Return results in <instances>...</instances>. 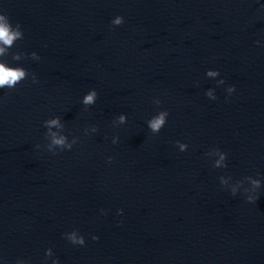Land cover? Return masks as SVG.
<instances>
[{"label":"water","instance_id":"95a60500","mask_svg":"<svg viewBox=\"0 0 264 264\" xmlns=\"http://www.w3.org/2000/svg\"><path fill=\"white\" fill-rule=\"evenodd\" d=\"M262 4L0 0L23 32L2 58L29 71L0 89L7 264H45L48 247L61 264H264ZM56 116L71 149L51 145ZM73 229L84 245L63 235Z\"/></svg>","mask_w":264,"mask_h":264},{"label":"clouds","instance_id":"9594fccd","mask_svg":"<svg viewBox=\"0 0 264 264\" xmlns=\"http://www.w3.org/2000/svg\"><path fill=\"white\" fill-rule=\"evenodd\" d=\"M262 8H264V4L261 5ZM115 24H121L124 23V17L122 15H116L115 20L113 21ZM23 37V32L20 28V26L13 25L11 22L9 16L5 13L0 11V89H12L15 88L19 83L24 81L29 76V71L26 67H24L22 64H13L8 62V60L3 59L2 57H5L6 54L9 52V49L14 44L15 41L18 39H21ZM260 42L257 41V44ZM31 56L34 60H39L40 56L38 52L33 51L31 53ZM15 59L19 61L20 55L16 54ZM209 75H217L218 71H209ZM31 79L33 83H37L39 78L35 72L31 73ZM228 93L231 94L235 91V85L232 84L227 89ZM209 97H211L213 100L216 99V97L212 94L211 91L207 93ZM98 97V92L95 88L88 91V93L83 98V103L85 104H92L95 102V100ZM166 111H161L160 113L154 115L149 120V127L153 131H158L162 125L166 122ZM120 121L123 122L125 120V115H120L119 117ZM45 124L47 125L48 132L51 134V145H57L60 147V150L63 151L65 149H71L73 147V144L76 143V140L73 139L71 141L68 140V138L63 134H58L56 131H53V126H55L57 129L62 127L61 124V118L59 116L52 117L45 121ZM92 131H96V126H91ZM112 143L115 144L116 140L113 138ZM51 145L49 147H51ZM39 146V145H37ZM185 144H181V148H185ZM55 154V153H54ZM226 153L220 152L219 153V159L216 161V165L219 166L222 164V162L225 160ZM109 161L112 160V157L109 156L107 158ZM253 184H259V181H253ZM236 188L233 187L232 192L235 193ZM258 196H247V200L249 202H254L256 199H258ZM101 212H106V210L101 209ZM123 209H118V213H122ZM63 235L66 237V239L73 245H84L86 243L85 235L79 231V229H73L70 232H65ZM91 238L93 240H98L99 236L96 234H91ZM51 258V264H61V261L59 257L55 256L53 254L52 247H48L45 249V264L47 262V259ZM0 264H7V261L3 256H0ZM15 264H28L24 259L17 258L15 261Z\"/></svg>","mask_w":264,"mask_h":264}]
</instances>
